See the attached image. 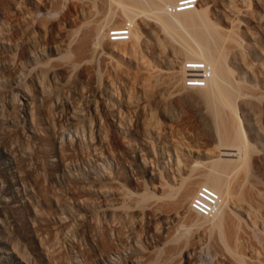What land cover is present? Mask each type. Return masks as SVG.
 Instances as JSON below:
<instances>
[{
    "label": "bare ground",
    "instance_id": "obj_1",
    "mask_svg": "<svg viewBox=\"0 0 264 264\" xmlns=\"http://www.w3.org/2000/svg\"><path fill=\"white\" fill-rule=\"evenodd\" d=\"M93 1L71 0L70 4L78 7L82 19L80 17L75 25H68L67 18L66 21H62V18L54 20L45 13H40H47L53 2H56V10L64 9L63 0H0V14L16 15L12 18V34L1 32L0 35L3 39L16 36V50L28 61H33L32 68L38 69L40 92L43 95L46 93L45 83L61 85L56 94L60 99L63 93L64 96H61L64 101L53 103V107L61 108L64 104L72 107L67 92L71 93L68 90L75 89L82 83V89L85 86L84 92L91 96L85 105L93 117L90 121L85 123L86 116L81 109L67 107L63 111V116L68 118L70 124L83 125L82 135L73 131L70 134L71 140L77 143L87 140L92 147L101 149L105 145V137L109 139L110 136L119 143L118 147H123L122 150L126 147L127 151L130 146L127 148L122 139V129L125 126L123 122H127L122 116L124 114H121L122 107L132 109L138 121L146 127L152 123V119L157 121L158 118L153 117L158 110L164 117H172V96L182 94L185 89H193L195 96L190 98L196 102L197 116L201 118L202 128L210 143H215L213 147L200 150L191 149V146L183 143L189 148L186 154L180 150L185 154L184 159L178 155L182 160L176 157L173 162L170 161L171 166L167 164L164 150L154 149L156 164L160 165L157 169L143 162L140 154L133 155L132 160L135 159L133 162L137 165L135 169L130 167L129 178H120L121 171L113 172L112 167L94 173L91 183L98 201H95L97 206L93 207L96 210L91 215L96 220L92 226L99 245H116L115 251L118 246L116 243L120 241V244H129L131 248L127 251L128 257L126 256L129 264H157L154 262L159 263L157 259L164 252L162 250L168 252L164 254V258L170 254L175 256L178 252H182L187 258L193 254L202 243L198 241L197 229L203 227L205 231L208 229L211 232L212 238L206 236L211 239L207 240L206 246H210V252H216V258H212L217 259L216 264H264V0H196V7L181 11L168 10L170 6L175 7L179 0ZM96 1L106 8V22L91 23L88 19L95 11ZM68 2L64 3L65 6ZM207 3L224 18L225 26L221 27L210 21ZM137 13H144L138 22L135 19ZM147 19H153L156 27L166 33L157 30V34L155 28L149 27L151 21L149 23ZM124 20L129 21L128 24ZM126 26L129 29L127 39L110 40L107 31ZM182 30L189 33V38ZM161 31L167 35L162 38L165 41L171 42V39L179 37L177 42L181 41L182 48L179 49L180 45L179 50L175 49L177 46L171 48L172 57H166L168 60L163 68L153 64L157 68L147 66L150 69L146 71L144 66V71H133L135 75H130L133 66H129L134 60L137 64L140 54L145 51L142 49L147 46L148 37L144 33L158 43L160 48H165V41L161 42L162 39H159ZM174 41L172 45H176ZM153 54L150 55L153 57ZM11 61L19 79L21 71L27 65L24 61ZM187 61L205 64L209 72L206 85L191 88L182 85V69ZM118 80L127 84V81L139 83L136 89L139 91L138 95H141L135 97L132 89L134 96L126 93L125 97H121L117 89L120 88L116 83ZM17 81L21 83L20 79ZM25 89L20 90L23 99L30 92L28 88L29 92ZM47 96L46 99H53V94L48 93ZM152 104L157 107H154L155 111L152 110ZM170 159L172 160L171 157ZM143 176L156 180L154 190H148L144 186L146 177L142 178ZM202 187L214 191L219 198L217 211L211 217L200 214L193 207L195 199H200ZM169 222H173L174 226L177 224L175 228L179 231H184H169ZM193 225L197 226L194 227L196 230L192 228V233L188 232ZM174 226H171L172 229ZM145 229L157 232L154 233L159 235L156 240L162 244L158 245L159 248L152 245L141 248L137 240L140 238L138 231ZM177 241L186 243L185 247L180 244L183 251L177 249ZM210 242L211 245L208 244ZM209 248L207 247L208 250Z\"/></svg>",
    "mask_w": 264,
    "mask_h": 264
},
{
    "label": "rangeland",
    "instance_id": "obj_2",
    "mask_svg": "<svg viewBox=\"0 0 264 264\" xmlns=\"http://www.w3.org/2000/svg\"><path fill=\"white\" fill-rule=\"evenodd\" d=\"M64 1L66 0H63V2ZM70 1L68 2L67 0L64 2H68V4H66L68 8L64 3L62 4V8L65 7L67 9L56 10V2H53L55 5L51 4L52 8L47 13L45 11H40V13H45L48 17L54 18V20L62 18V21H64L67 18V21L65 20L66 24L75 25L74 23L79 21L80 17L82 19V15L78 7L71 5ZM168 8H171V6ZM206 8L208 9L207 12L209 13L210 21H214L221 27L226 25L224 18L219 13L213 11L210 3H207ZM105 9L96 1L95 11L88 16L90 22H106ZM76 13L78 14L76 15ZM4 15L6 16L7 14ZM4 15L0 14V34L1 32L2 34H12V18L16 15L13 16V14H11L12 16L8 15L6 17H4ZM142 16H144V13H137L135 16L136 22H138V20H140L139 18H142ZM68 19L69 21L71 20V23ZM109 19L108 21L110 22ZM124 21L126 22L125 24L129 22L126 20ZM149 23L151 29L155 28L156 31L162 30L165 32V30L156 27V22L153 19H150ZM159 31L156 33L158 34ZM162 31L159 34L160 40L163 36H167L162 33ZM182 32L189 38V33L186 34L185 30H182ZM107 34H109L108 31ZM145 34L148 37H146L148 39V48L146 46V48L144 47L142 49L145 51H142L143 53L140 52L139 61L143 60L142 63L150 62L147 64L143 63V66H141V62L140 65L139 61L137 64L134 62L135 60L132 61L129 67L131 68L133 66L134 68L132 67L130 69V71H132L130 75H135V72L138 73V70L139 72L144 71V66L146 71L150 68L155 69L156 66H158V68L162 66L163 68L168 60L167 58L172 57V49L174 46H177L175 47L176 50L179 45V49L183 46V44L180 43L181 41L177 42V38L178 40L180 39L179 37H175L176 40L173 38L175 41L169 37L172 40L171 42L167 38L165 39L169 41H165L164 39L161 40V42L165 41L168 45L165 46L166 43L163 42L165 48L162 49L157 45L158 43L147 35V33H144V35ZM15 40L16 36L14 35L9 39H3L0 35V264H129L127 261V251L131 249L129 244L124 246V244H120V241H117V243L115 242L118 246L120 245V247L117 246L115 248L116 250L119 249L116 252V250L113 251L116 245L114 247L113 245L108 247L101 246L98 243L96 232H94V226H92V224L96 222L95 219L93 220V215L94 210H96L94 207L96 208L97 206L96 202L98 198H96L97 196L93 192L91 176L94 173L101 172L103 169L112 167L111 169H113V172L121 171V173L117 172L120 174V178L123 176L129 178L131 168L135 169V165H137V163L134 164L135 159L132 160L134 158L133 155L136 154H140L143 162L147 163L150 167L156 169L160 168V165L158 163L156 164L154 149L164 150L165 157H167L165 158L167 164L171 166L170 161L173 162L178 155L182 156L181 158L184 159L186 150L189 149L186 148L187 146H191V149L195 148V150L213 147L215 143H210L204 131L205 129L202 128L201 118L197 116L195 107L196 102L191 101L195 96V90L185 89L186 93L184 90L182 94L177 93L172 96L173 107L175 108H173V116L170 118L164 117L159 110L154 112L153 118L158 119L157 121L156 119H152V123H149L150 125L148 124L150 127L146 125L148 129L140 123L141 121H138L132 109L122 107L121 110L123 109V111L121 114H124L122 116L124 119H127H125L127 124L123 122L125 126H123L122 129L124 136L122 139L127 144V148L130 147L127 151L126 147L122 150L123 147H118L117 145H119V143L112 140V138L106 134L109 139L105 137L104 147L96 149V147H92L87 140L81 143L71 140L70 134H73V131H77L78 135H82L83 125L70 124L68 118L63 116V111H65L67 107H70L69 105L64 104L61 108L60 106L57 108L53 107V103L56 104L58 101H64L63 93H61L63 96L60 95V99L59 97L57 98V92L60 91L61 85L50 82L44 84V89H46L45 85H47V95L48 93L53 94V99L50 101L47 98V100L46 97L48 96L46 93L43 95L38 86V78L40 77L38 69L32 68L33 61H28L27 58L20 55L21 52L16 50L14 46ZM173 41L176 45H172ZM151 48H155L152 49L153 52ZM150 54H153V57ZM143 57L148 60L145 61ZM11 59H14L15 63L24 61L27 65L26 69L21 71L20 77H18L21 83H17L19 79L16 77L17 71L14 70ZM147 66L151 67L147 69ZM133 71L135 72L133 73ZM117 82L118 87L120 86V88L117 89H119L118 93L121 97H125L126 93H133L132 89L134 90L135 97L141 95H138L139 91L137 90L139 83L127 81L128 85L125 81L118 80L116 83ZM82 85L76 86L75 89L72 88L68 90L71 93L67 92V94H69L68 99H71L70 102L72 107L70 108L81 109L85 113L86 123L93 119L91 112L87 111L85 107L91 96L84 92L85 86L84 89H82ZM132 85L133 87H131ZM21 89H25L29 92V94L26 92L27 95L25 99L22 97ZM70 94L74 95L72 96ZM191 96L192 98H190ZM151 107L154 111L157 109L154 104H152ZM193 125H195V127ZM62 133L66 134L60 139L63 135ZM57 137L59 138L57 139ZM205 140L209 142L207 141L206 143ZM183 143H186L187 146ZM129 149L132 150L134 154H132V151ZM176 149L178 150L176 151ZM180 150L185 154H182ZM144 151H146V153ZM177 158L181 159L179 157ZM142 178H144V180L146 179L143 181V183H145L144 186L148 188V190H154L153 188L154 185H156V180L148 176H143ZM131 187L134 188L133 186ZM172 223L173 222H169L168 224L169 228H171L169 231L175 232V229V233H177L179 231L175 228L177 224L174 226ZM171 226H174V228L172 229ZM194 227L197 226H190L188 232L191 231L192 233L193 229L196 230ZM198 229V241L200 240L202 243L199 245L200 247L198 246V248H196L197 251L195 250L188 258L187 256L185 257V254L183 255L182 252H178L180 256L177 253V256L175 255L176 257L170 254L169 257L164 258V254L168 252L166 253V250H162V252H165L162 253L163 258L161 257L162 254H160L159 260L157 259L159 263L156 261L154 263L216 264L217 259H212L216 258L215 248L213 245L211 246L214 248V253H212V251L210 252V250H212L209 248L210 246H206L211 232H209L208 229L205 231L203 227H199ZM181 230L182 229H180V231ZM149 231L146 229L145 231H138V238L140 237L137 239L138 243L141 244V248H145L147 245L159 248L162 245L156 240V237L159 235L154 234L157 232L153 230ZM147 232H149V234ZM194 232L195 231H193V233ZM191 233H188V235ZM203 235L205 237L208 235L209 237L204 239L205 237ZM184 240L185 239H182V241ZM182 241H177L179 242L177 249H182L180 244H182V246L184 244L183 247H185L186 243H182ZM208 244L211 245L212 242ZM158 245L160 246L158 247ZM180 251H183V249ZM212 254L215 257H212ZM162 259H164L165 262Z\"/></svg>",
    "mask_w": 264,
    "mask_h": 264
},
{
    "label": "built area",
    "instance_id": "obj_3",
    "mask_svg": "<svg viewBox=\"0 0 264 264\" xmlns=\"http://www.w3.org/2000/svg\"><path fill=\"white\" fill-rule=\"evenodd\" d=\"M196 5V0H179L175 7L168 8L169 11H181L190 9ZM127 26L117 30H110L108 37L110 40L127 39L129 37ZM209 72L203 62L187 61L182 69V85L186 88L203 87L206 85ZM199 198L194 201V208L204 216H211L217 211L219 205L218 195L207 187H202Z\"/></svg>",
    "mask_w": 264,
    "mask_h": 264
}]
</instances>
